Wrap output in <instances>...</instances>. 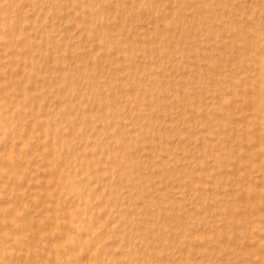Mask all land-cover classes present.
I'll return each mask as SVG.
<instances>
[{"label":"bare ground","instance_id":"6f19581e","mask_svg":"<svg viewBox=\"0 0 264 264\" xmlns=\"http://www.w3.org/2000/svg\"><path fill=\"white\" fill-rule=\"evenodd\" d=\"M26 1H27V3H30L33 0H26ZM47 1H49L50 3H54L57 1L58 4L61 3L59 5H62V3L67 4V0H43L42 2L45 3ZM87 1H88V4L90 5L89 7L90 8L92 7V9H94L95 13L98 14V17H100L101 20L104 21L106 29L111 31V32L115 31L117 34H121V39L126 43L127 47L133 48L132 51L135 52V54H141L144 51V48H142L143 46L137 47L138 46L137 44H139L141 46V44L143 43L144 40H148L149 38L151 39L152 33L157 31V37L153 41L155 43L156 42L157 43L162 42V43L166 44L165 46L169 49V52H171L170 54H174V56L172 58L176 59L178 61V63L176 65H173V66H171V65L170 66H164V65H166V64H164L163 66L165 69L162 70V73H159L158 75L156 74L158 76L157 80H158L159 86L160 85L163 86L162 89H159L158 94L154 95L153 93H151L154 90L155 91L158 90V88H159V87H157L158 85L152 86L153 89H151V92H149V93H146V92L142 93L141 92L139 101H141V103H140L141 105L142 104L144 105V106H141L143 108H139L140 106L137 108V107H135L136 106L135 105L134 107L137 108L135 111H131L132 109L131 110L126 109L127 111L124 110L122 108L123 105L121 107L122 103H120V101L118 99L119 95H117V93L118 94L124 93L123 91H124V88H126V87H124L125 85L123 86V84H121V85L118 84V85H115L116 89H114V88H113L114 90L112 89L110 97H107L106 93L101 92L102 95L97 97V99L95 100L96 106L100 105L102 107L101 115H96V114L91 115L92 114L91 113L88 116V114H87L88 118H87V116H86V118L88 120H84L83 118H81V117H84L81 115V114H83V112L80 113L79 110H76L74 108H73L74 110H72V111H70V109H69L68 114L64 113L65 119H68V117L74 118V117H77L78 115L81 116L79 118H81V120H84L82 122L85 123V125H86V128L84 130L85 133L87 134L86 137H90L92 139V147H91L90 152H89L91 154V156H90V154H89V157H86L84 155V158H85L84 163L86 164V165H84L85 168L83 170L81 169L82 171L80 173H76L74 171L73 174L71 175V176H73L76 183L79 185L80 192L79 191L75 192L76 197H78V199H77V201L72 199L73 200L72 203H74L72 205L73 208H72V206H69L68 213L72 217L70 219H73L72 221L77 222L78 225L81 227H80V230L76 231L75 233H70L69 232L70 230L64 231V234L66 235V236H64L65 242H66V240H67V242L65 244L63 243L64 245H62V246H64L66 248V250L69 251V253H68L69 257H66V258H68L67 260H69V259L71 261L73 260L76 262V264L77 263L78 264H90V262L92 264H229L230 262L228 261V259L233 254H239L242 259L245 258L247 255H251V257L254 258L255 255L252 256V254L254 252L252 251V248H251L252 247V241H251L252 236H251V234H252L253 230L255 229L254 227L256 225H259L260 227L264 226V0H166L163 2H162V0H157L158 1V2L156 1L157 4L153 3L152 5H151L150 1L138 0L139 2L138 1L136 2L139 4L138 8L136 7L137 10H135L136 12L135 11L133 12L134 14H132V16L131 15L129 16L128 15L129 13L127 14L126 12L131 9L130 4L135 2V0H123L124 7L121 6L122 10L116 9L117 7H115V4L119 0H87ZM8 2H11V1H8ZM69 2H71V1L69 0ZM77 2H80V0ZM147 2L150 4H148L149 6L146 5L148 8L147 7L145 8V3H147ZM1 3H0V5H1ZM73 3H75V2H73ZM159 3H164L163 7L162 6L160 7ZM54 4H56V3H54ZM13 5H14V3H13ZM30 5L28 6V4H27V6L24 9L29 8ZM49 6H51V5L49 4ZM49 6H47V9ZM70 6H68V7H70ZM74 6H77V5H74ZM74 6L71 7L72 10L74 9ZM83 6H81V7H83ZM37 7L39 9V10L38 9L37 10L41 11L40 8H42V7L39 8L38 5H37ZM45 8H44V10H45ZM66 9L68 10V8H66ZM66 9H64V10H66ZM148 9H150L151 11H148ZM37 10H36V12H38ZM64 10H62V12ZM160 10L164 11L165 13L160 12ZM58 12L56 14L52 15V18L57 20V22H54L55 20L52 22L55 23V24L54 23L53 24H54V26L56 25V29L58 30L57 32L60 33V35H61L62 32H67L71 28V26L73 25V24H69V22H67V21H70L71 19L74 20V18H76V17H74V18L72 17V15H74L71 13L72 11L69 12L72 15L68 14L66 11H64L63 13L60 12V14ZM159 12L161 14H159ZM13 13H14V10H13ZM27 13H29V11ZM44 13H48V11L45 10ZM8 14H9V12H8ZM21 14L23 15L24 13L21 12ZM4 15H5V13H4ZM32 15H34V14H32ZM35 15H34V17H35ZM38 15H39V13H38ZM48 15L51 16L50 14H48ZM19 16H21V15L19 14L17 16V18ZM0 17H1V15H0ZM38 17H40V16H38ZM49 18H51V17H49ZM80 18H81V16H80ZM88 18H89V16H88ZM90 18H92V17H90ZM8 19H10V18H8ZM42 19H44V18H42ZM94 19H96V18H94ZM1 20L2 19H0V21ZM19 20H20V18H19ZM79 21L81 22V20H79ZM166 21L168 24L171 23L170 27L165 26ZM10 22H11V20H10ZM42 22H44V21H42ZM23 23H26V22L24 21L21 24H23ZM27 23H28V21H27ZM75 23H77V21ZM38 24H40V23H38ZM42 24L43 23H41V25ZM53 24L51 23V25H53ZM99 24L102 25L103 23L99 22ZM29 25L30 26L32 25V27H33L32 23ZM77 25L74 26V28L77 27ZM100 25H99V27H102ZM92 26H93V23H92ZM10 27L12 28L11 25H10ZM27 27H29V26H27ZM8 28H9V25H8L7 29ZM35 28H39V27H35ZM40 28L43 29V27H41V26H40ZM0 29L3 30V28H0ZM49 30H46V32H48ZM55 30H53V31L55 32ZM18 31H19V28H18ZM18 31L16 33H18ZM54 32H53V34H54ZM81 32H79L80 35L82 34ZM86 32L88 33V29H87V31H85V33ZM106 32L109 33L108 31H105V33ZM28 33H26V34H28ZM105 33H104V35H105ZM4 34H5V32H4ZM7 34H9V33H7ZM30 34H32V33H30ZM102 34H103V31L100 35H102ZM113 34H110V35L113 36ZM38 35H40V37L42 36L41 34H38ZM38 35H37V37H38ZM64 35H67L66 38L68 37V34L64 33ZM100 35L99 34H97V36L95 35L96 36L95 38L94 37L92 38L90 36L93 40L96 41L95 43H94V41H92V43H94V47L92 46L93 48H91V47L88 48L87 47L88 44L87 45L86 44L81 45V46L77 45V47L74 46L75 47L74 52L72 53L71 56H68L70 61H66L67 62L66 64H64L65 62L61 63L60 60H62V59H60L59 60L60 63H58V64H61V65L56 66L55 65L56 61H55L54 65L56 67H54L51 64L53 62L50 61L51 62L50 63L49 60L48 61L46 60L47 62L44 63L45 64L44 71L48 72V74L50 72L49 76L50 77L52 76V79L54 78V76H53L54 72H56V74H61V75L63 74L65 76V79H66V81H65L66 84H68V83L71 84V82L76 80L75 77H77V76L80 77V75H82V79L83 78H85V79L91 78V80L94 83H96V85H98L101 81V79H99V78H100V76H102V74L104 72L102 68H104L106 65L107 66L110 65L109 59L107 62V56L109 55L108 53L110 52L108 49L111 48L107 44H106V47L103 48L104 44H103L102 40H105V38L102 39V37ZM110 35H109V38H110ZM4 36H6V35H4ZM85 36H87V35H85ZM15 37H14V39H15ZM43 37L44 36H42V38ZM56 37L53 38V41L56 39ZM83 37L81 39H83ZM117 37H119V36H117ZM61 38L63 39L62 41L65 42V40H66V39H64L65 37L64 38L61 37ZM3 40H4V38H3ZM71 40H73V39H71ZM71 40H70V42H71ZM4 41H6V38ZM4 41L2 43H4ZM46 41H48V40H46ZM62 41H61V46L58 45V47H57V48H60V51H62V49H63L62 48ZM66 41L69 42L68 39ZM86 41H89V39ZM86 41L84 40V42H86ZM111 42H112V40H111ZM28 43H30V41H28ZM28 43H26V45L22 44V45H24L23 46L24 48H25V46L27 47V50H28V47H30V45L27 46ZM44 43H45V41H44ZM65 43L63 45L64 48H65ZM115 43L113 42V44H114L113 46H116ZM144 43H145V41H144ZM155 43H154V45L157 44V43L156 44ZM38 44H40V43H38ZM70 44H73V43H70ZM50 46H51V44H50ZM122 46H119V47L121 48ZM149 46L150 45H148L147 47L149 48ZM19 47L20 46H18V48ZM39 47H40V45L38 46V48ZM46 47H47V45H46ZM70 47H72V46H70ZM150 47H153V46H150ZM163 47H161V48H163ZM158 48H159V46H158ZM2 49L4 50L3 46H2ZM19 49H21V48H19ZM34 49H35V47H34ZM23 50L24 49H22V51ZM71 50L72 49H70L69 51H71ZM129 50H130V48H129ZM13 51H16V50H13ZM148 51L150 52V50H148ZM1 52H2V54H4L2 50H1ZM33 52H35V51H33ZM36 52H38V51H36ZM113 52L116 53L115 51H113ZM119 52H120V50H119ZM119 52H118V54H119ZM149 52H147V53H149ZM54 53H52V54H54ZM67 53L69 54L70 52H67ZM42 54H44V53L42 52ZM59 54H60V52H59ZM97 54L100 56V57H98V59L100 58L99 64H101L100 65L101 68L100 69L98 68V70L97 69L94 70L93 66L91 64L92 63L91 58H93V61H94L95 60L94 57ZM131 54H132V52H131ZM131 54H130V57H131ZM164 54H165V52H164ZM113 55H115V54H113ZM120 55H122V54H120ZM147 55H148V62H149L150 58H152V57L149 58V54H147ZM2 56H0V57H2ZM82 56L84 58H86L87 60L88 59H91V60H88V61L83 60L82 61L80 59ZM27 57H29L27 59H30V61H32L33 63L35 61L38 63L37 58H35L31 54H30V56L28 55ZM108 57H110V56H108ZM112 57H114V56H112ZM123 57H125V55ZM136 57H137V55H136ZM141 57H143V55L140 56L139 58L137 57L139 59V61L142 59ZM11 58H13V57H11ZM16 58H17V56H16ZM76 58L80 59L79 61H77L78 63L74 62ZM156 58H157L156 61H158V63H159V61H162V59L161 60L158 59V56L157 57L155 56V59ZM4 59L5 58L3 57V60ZM14 59H15V57H14ZM24 59L25 58H23V60ZM52 59H50V60H52ZM111 59H113V58H111ZM124 59H126V58H124ZM3 60H0L1 61V63H0V87H2V88H3L4 84L7 83V81H6L7 78L8 77L11 78L12 76H14L13 75L14 70L10 66V62L8 61L9 58H8V60L7 59L4 61ZM41 60H42V58H41ZM63 60H65V59H63ZM66 60H67V58H66ZM151 60H153V59H151ZM113 61H114V59H113ZM132 61H134V60L132 59ZM144 61H145V59H143L142 62H144ZM20 62H19V64H20ZM24 62H23V64H24ZM153 62H155V60ZM40 63L38 64L39 66H37V67H42V66H40ZM132 63L134 64V62H132ZM146 63H144V64H146ZM116 64H117V62H116ZM133 64H131V65H133ZM93 65H95V63ZM22 66H24V65H22ZM32 66H31V68H32ZM112 66L116 67L117 65L115 66V64H114ZM128 66H129V64H128ZM16 67H14V68H16ZM114 67L111 68V70L115 69ZM133 67H136V66H133ZM148 67H149V65H148ZM107 68H109V66ZM42 69H43V67H42ZM120 69H121V67H120ZM135 69H136V72H138L137 67ZM141 69L143 71V68H141ZM148 69H146V70H148ZM22 70L24 71L23 68H22ZM115 70H117V69H115ZM155 70H157V72H158V69H155ZM29 71L27 73H29ZM33 71H35V70H33ZM85 71H87L89 73H85ZM95 71H98L99 74H97ZM119 71H122V70H119ZM119 71H117V72H119ZM126 71H128V70H126ZM45 72H43V73L45 74ZM131 72H133V71L131 70ZM150 72H151V70H150ZM43 73H42V75H43ZM116 74H114V75L119 77L121 75V72H120V74H118V73H116ZM134 74H136V73H134ZM140 74H142V73H139V76H140ZM143 74H145V73H143ZM146 75H144V76H146ZM15 76H17V75H15ZM30 76L32 77V75H30ZM103 76H105V78H106L107 75L103 74ZM22 77L23 76H21L20 78H22ZM134 77H137V76H134ZM152 77L154 80V76H152ZM152 77H150V79ZM85 79H84V81H85ZM102 79H104V78H102ZM26 80H28V79H26ZM108 80H109V78L107 79V81ZM145 80H147L146 77H145ZM22 81H24V80H22ZM81 81H83V80H81ZM130 81H133V80H130ZM4 82H6V83H4ZM48 82H49V80H48ZM61 82H62V84L64 83V81H61ZM104 82H106V81H104ZM75 83H77V82H75ZM123 83H124V80H123ZM131 83L132 84H129V85L133 88L134 83L133 82H131ZM40 84H41V81H40ZM62 84H60V85H62ZM135 84H137V83H135ZM37 85H39V84L36 83L35 81H33V83L31 84L30 92H29L30 94L27 93L29 95H32L31 97H33V98H35L34 90H37ZM54 85H56V84H54ZM58 85L59 84H57V86ZM75 85H76V88H75L76 89L75 90L76 95L77 96L79 95V98L83 101L87 100L88 95H89V93L87 92L88 90L86 91L85 87H83V85L79 82ZM96 85H95V87H96ZM141 85L143 86V85H145V83H143ZM11 87L13 89V86H11ZM11 87H10V90H11ZM27 87H30V86H27ZM95 87H94V90L96 89ZM131 87H129V88H131ZM136 87H138V86H136ZM17 88L19 89V87H17ZM51 88H52V86H51ZM139 89L140 88L138 87L137 91ZM7 90H8V88H7ZM20 90L25 91V88H23V86H22L20 88ZM42 92H43V90H42ZM36 93H39V91H37ZM135 93H137V92H135ZM27 94H26V96H27ZM139 94H140V92H139ZM124 95H125V93H124ZM56 97H57V95H56ZM122 97H123V95H122ZM124 97H126V96H124ZM61 98H63V97H61ZM124 99H126V98H124ZM130 99L131 98L129 97L128 100H130ZM1 100H0V102H1ZM132 100H135V97H134V99L132 98ZM137 100H138V98L136 99V102H137ZM54 101H55V99H54ZM66 101H68V100H66ZM44 102H45V100H44ZM60 102H62V101H60ZM60 102H59V104H60ZM126 102L128 103V101H126ZM26 103H28V102H26ZM131 103H133V102H130V104ZM59 104H57V105L60 106ZM137 104H138V102H137ZM45 105L46 104H44V106ZM62 105H64V104H62ZM83 105H82V107H83ZM87 105H88V103H87ZM94 105H95V103H94ZM62 107H64V106H62ZM128 107H130V106H128ZM14 108H16V107L14 106ZM31 108H32V106H31ZM39 108H41V106L38 104L37 109L39 110ZM52 108H50V110ZM130 108H128V109H130ZM12 109H13V107H12ZM54 109H56V107H54ZM58 109H60V108H58ZM1 110H0V112H1ZM6 111H8V110L6 109ZM6 111H5V113H7ZM95 111L96 110H94V112ZM8 112L10 114L11 109ZM112 112H116V113L120 112L122 114L121 118H123V119H121L122 121L121 120L119 121L118 118H117V120L119 122H116V120L114 121L113 119H109V120L105 121L106 119H108L109 114ZM38 113L37 114L34 113V114L38 115ZM120 113L118 115H121ZM46 115L49 117L51 115V113L47 112ZM8 116L11 118V114ZM3 120H4V118H3ZM39 120H41V119H39ZM45 120H47V119H45ZM9 121L5 122V123H9ZM24 121H26V120H24ZM19 122L21 123V121H19ZM49 123H52V122H48V124ZM65 124L67 125V123H65ZM5 125H7V124H5ZM45 126H46V124H45ZM24 127H25V132L23 133V140L20 142L22 144L26 145L27 147H32L34 152L35 151L37 152L39 150L38 147H41V151H42V148L44 145L42 142L45 139V136H43V134L41 133L42 131L41 132H35L36 127L34 126V124L32 125L31 122H30V124H28ZM55 128L58 129L57 127H55ZM97 128H99L100 131L102 129L107 130L110 138H113V133L116 132L117 135L115 134V136H118V141L110 139V138L103 140L102 137L99 136V135H102L103 133L100 134L101 133L100 132L99 135H97V133H96ZM22 129H19V130L21 131ZM80 130H81V127H80ZM75 132H77V131H75ZM5 133H6V131H5ZM56 133H58L57 130H56ZM71 133L72 132H70V135H71ZM79 133L82 134V132H79ZM105 133L107 134V132H105ZM52 134H54V133H52ZM73 134H75V133H73ZM70 135H69V139H70ZM11 136L9 135V139ZM31 136H33L32 140L30 139ZM185 136H187V140H189L188 144L187 143L185 144L184 142H182V139L185 138ZM57 137L59 138V142H63V137L61 135L57 136ZM77 138H78V136H77ZM52 139H53V137L51 138V140ZM32 141H35L34 145H32L33 144ZM47 141L49 142L50 140H47ZM2 142H3V140H2ZM67 143H69V142L67 141ZM5 144H6V142H5ZM18 144H19V142H18ZM22 144H19V145L22 147L23 146ZM12 145H13V143H11V146ZM45 145H44V147H45ZM26 146H24V147H26ZM5 148H7V147H5ZM74 148H75V146H74ZM54 149H55V147H54ZM82 149L83 148L81 147V150ZM11 150H13V149H11ZM51 150H53V147ZM5 151L0 152V154L4 153ZM60 151H61V149H60ZM25 152H26V150H25ZM21 154L22 153H18L17 155L19 157H16L17 159L11 160V165H16V167L18 166V167L24 168L30 164L31 159H26V157L23 158V156ZM33 154L34 153H32V155ZM46 154H47V152H46ZM93 154H97L96 157L98 159L97 158L93 159ZM200 154H203L205 156V160H203L204 162H203L202 166L199 167V164H198V167L195 168L193 165L190 164V162L196 160L195 161V163H196L198 160V156ZM32 155H31V158H32ZM12 157H14V156H11L10 159ZM29 158H30V156H29ZM35 159H37V157ZM46 159H47V157H46ZM68 159H70V158H68ZM109 159L111 162V171L108 170V173L106 172L107 173L106 174L104 171L105 169L103 167H101L102 165H100L99 170L96 169L95 163H98V162L103 160L102 162L105 164L108 162ZM57 160H59V159H57ZM8 161H9V159H8ZM4 162H6V161H3V163ZM3 163H2V165H3ZM59 163H60V160H59ZM73 164H75V163H73ZM37 165H38V163H37ZM40 166H41V164H40ZM97 166H99V165H97ZM47 167H49V166H47ZM47 167H46V169H47ZM4 168H6V167H4ZM4 168H2V170ZM13 168H14V166H13ZM30 168H32V171H33V168H35V167L32 166ZM49 168H51V167H49ZM113 168H119L118 170L120 172H118V173L116 172L118 174V177L116 176L117 174H115V176H114V174L112 172ZM42 169H43V164H42ZM60 169H62V168H60ZM176 169H178V171H176ZM7 170H8V168H7ZM9 170H10L11 174H13V173L17 174V173H15L14 170H13L14 172L12 171V167H10ZM52 170H54V169H52ZM29 171H31V170L29 169ZM29 171H28V173H29ZM39 171H37V172H39ZM98 171H101V172L98 173ZM0 172H2V171H0ZM20 172L21 171L19 170V174L22 173V172L21 173ZM41 173H43V172H41ZM60 173L58 172V174H60ZM89 173L91 174V176H92V174L94 176L99 175V177H97V178H99L100 181H101V179H106L107 181L103 180V182H101V184L99 183L100 185L98 184L97 187H95V185L92 186V185L83 183V181H84L83 180V174H89ZM29 175H30V173H29ZM62 175L63 174H61V176ZM17 176L18 175H16L15 178H17ZM20 176H18V177H20ZM94 176H93V179H94ZM124 176H126L128 178V179H126V181L125 180L123 181ZM5 177H6V175H5ZM5 177H3V179ZM58 177L60 178L59 175H58ZM39 178H37V179H39ZM45 178H43V180ZM47 178H52V177H47ZM57 178H55V179H57ZM8 179L10 180V178H8ZM29 179H31V178H29ZM6 180H7V178H6ZM129 180H130V183H127ZM25 181H26L25 183L23 182L25 185L22 183L23 187H25V188H23V187L22 188H23V191H24V189H26L28 192L29 187L31 186L29 184L30 181L26 180V179H25ZM33 181H35V180H33ZM50 181L48 180L47 182H50ZM71 181H69V183ZM5 183H6V185H8L7 184L8 182H5ZM91 183H93V180ZM115 183H117V184H115ZM2 184H1V186H2ZM34 184H35V182H34ZM46 184H48V183H45V185ZM56 186L58 187V185H56ZM2 187H4V185ZM6 188H10V187L6 186ZM33 190H36V189H33ZM72 190L74 191V189H72ZM2 191H4L6 194L5 190H2ZM33 192L34 191H32L31 193H33ZM42 192H44V191H42ZM45 192L47 193V191H45ZM28 194H29V192H28ZM58 194H60V193H58ZM12 195L13 194H11V196ZM181 195H184V197L180 198L179 196H181ZM9 196L7 195V197H9ZM48 196H50V195H48ZM20 197H19V199H20ZM39 197H40V195H39ZM39 197L36 198L34 196V197H32V199H30V200H33L32 204L34 206L38 205L39 203H42V204L44 203L43 200L45 198L42 197V199H40ZM70 197H74V196L70 195ZM124 198H126V200H124ZM7 201L8 200H6V202ZM9 201H11V200L9 199ZM180 202H182V203H180ZM10 203H9V205H10ZM55 203H57V202H55ZM63 203L64 202H62V204ZM17 204H19V203H17ZM42 204L40 205L41 207H42ZM49 204H52V203H49ZM5 205H7V204H5ZM22 205H26V204L23 202ZM33 205H31V206H33ZM40 206H38V207H40ZM15 207H16V209L19 210V211H17V212H19V214L22 212V213L27 215L29 213V211L31 210L30 209L31 207H29V206L28 207L27 206L21 207L20 204H19V207L15 204ZM15 207L13 205V209H15ZM43 207L45 208V206H43ZM49 208H50V206H49ZM2 209H3V207L1 208V210ZM30 215H32V213ZM21 216H22V214H21ZM30 218H31V216H30ZM50 219H51V217H50ZM26 220H24V221H26ZM31 220L33 221V219H31ZM66 220H68V219H66ZM1 221H2V219H1ZM37 221H38V219H37ZM34 222H36V221H34ZM56 223H58V222H56ZM67 223H69V222H67ZM43 225L45 226L46 224H43ZM53 225H57V224H53ZM75 225H76V223H75ZM70 227H72V226H70ZM24 228L25 227L23 226V229ZM63 228H65V227H63ZM33 230H34V227H33ZM52 231H55V230H52ZM52 231L50 233H52ZM36 232H37V230H36ZM39 233H40L41 237L44 235V234L42 235L41 232H39ZM27 234H28V232H27ZM46 234H47V232H46ZM261 234H262V232H261ZM15 235L16 234H14V236ZM17 235L19 238V234H17ZM40 235H39V237H40ZM16 236H15V238H16ZM24 237L25 236H23V238ZM27 237H28V235H27ZM27 237H25V238H27ZM36 237H38V236H36ZM59 237H57V239ZM260 238H261V235H260ZM9 239H10V237H9ZM261 240H262V238H261ZM261 240H259L258 242H260ZM57 242L59 243L58 245L61 246V239H59ZM21 243H23V242H21ZM34 243H35V240H34ZM37 243L38 242L36 240V244ZM53 245H55V243H53ZM53 245H50V246L53 247ZM14 246H15V244H14ZM5 248H6V246H5ZM15 249H17V248H15ZM21 249H23V248H21ZM32 249L33 248L30 247L29 252H31ZM45 249H46V247H45ZM47 249H48V247H47ZM49 249H53V248H49ZM12 250H13V248H12ZM18 250H20V249H18ZM261 250H262V248H261ZM25 251L24 252L20 251L14 257L10 258L8 264H29V263H27V259H26L27 254L25 253ZM38 253H40V252H38ZM50 253L51 252H49V254ZM41 254H42V252H41ZM42 255L44 256V254H42ZM256 256L259 257V256H262V254L261 255L257 254ZM3 257H4V255H3ZM263 257H264V255H263ZM35 258H36V256H35ZM230 258L233 259L232 257H230ZM262 258H261V260H262ZM4 259H6V258H4ZM32 259H33V257H32ZM235 259H237V258H235ZM28 260H30V259H28ZM247 261H249V260H247ZM251 261H250V263H251ZM34 262H35V260H34ZM41 262H43V261L40 260L39 263H41ZM256 262H257V260H256ZM247 264H249V263H247Z\"/></svg>","mask_w":264,"mask_h":264},{"label":"rangeland","instance_id":"374dc122","mask_svg":"<svg viewBox=\"0 0 264 264\" xmlns=\"http://www.w3.org/2000/svg\"><path fill=\"white\" fill-rule=\"evenodd\" d=\"M8 1H11V2H8ZM18 1V2H17ZM23 1V2H22ZM34 1V2H33ZM32 2H30V3H27V1L26 0H0V3H1V5H0V15H1V17H0V19H2L1 21H0V28H3V30L2 29H0V38L2 39H0V49L3 51V53L5 54H2V52H1V50H0V56H2V57H0V60H3V57L5 58L4 60H8V58H9V62H10V66L13 68V72L15 73H13V75L15 76V75H17V76H12L11 78H7V83L6 82H4V83H6V84H4V86H3V88L2 87H0V100H1V102H0V108L2 109H0L1 110V112H0V122L2 123H0V152H3V151H5L4 153H1L0 154V171H2V172H0V264H8L9 263V259L10 258H12V257H14L17 253H19L20 251L21 252H24L25 250V253L27 254V256H26V259H27V263H31V264H38L39 262H40V260L41 261H43V262H41V263H39V264H76V262L75 261H71L70 259L69 260H67L68 258H66V257H69V251L68 250H66V248L64 247V246H62V245H64L66 242H67V240H66V242H65V237L64 236H66L65 234H64V231H69L70 233H75L76 231H78V230H80V227L81 226H79L78 225V223L77 222H74V221H72L73 219H70V218H72L70 215H69V213H68V208H69V206H72L74 203H72L73 202V200H75V201H77V199H78V197H76V194H75V192L76 191H79L80 192V187H79V185L76 183V181L74 180V178H73V176H71L72 174H73V172L75 171L76 173H80L84 168H85V166L84 165H86L85 163H84V155L86 156V157H89V152H90V149H91V147H92V139L90 138V137H86L87 136V134L85 133V128H86V125H85V123H83L82 121H84V120H88L87 118H88V116L91 114V115H94V114H96V115H101V112H102V107L100 106V105H97L96 106V102H95V100L97 99V97H99V96H101L102 95V93L101 92H104V93H106V96L107 97H110L111 96V91H112V89L114 88V89H116V86L115 85H118V84H123V86L124 87H126V88H124V93H125V95H124V93H120V94H118L117 93V95H119V97H118V99H119V101H120V103H122L121 104V107H122V105H123V109L124 110H131V111H135L139 106V108H143V107H141V106H144L143 104L141 105L140 103H141V101H139V98H140V95H141V92L143 93V92H146V93H149V92H151V89H153L152 88V86H154V85H158L157 87H159L158 88V92L157 91H152L151 93H153L154 95H156V94H158L159 93V89H162V87L163 86H159V83H158V74L159 73H162V70L163 69H165L164 68V66H173V65H176L177 63H178V61L176 60V59H174V58H172L173 56H174V54H170L171 52H169V49L165 46L166 44H164V43H162V42H160V43H155L153 40H155V38L157 37V31H155V32H153L152 33V36H151V39L149 38L148 40H144L145 41V43H144V41H143V43L141 44V46L139 45V44H137L138 46L137 47H142V48H144V51H143V53H141V54H135V52H133L132 51V49L133 48H131V47H127V45H126V43L121 39V34H117L115 31L114 32H111V31H109V30H107L106 29V27H105V24H104V21L103 20H101V18L100 17H98V14L97 13H95V11H94V9H92V7L90 8L89 6V4H88V1L87 0H80V2H77V1H79V0H70L71 2H69V0H67V4H65V3H62V5H59V4H61V3H57V1L56 2H54V3H56V4H54V3H50L49 1H47V2H45V3H43L42 1L43 0H33ZM138 0H135V2H133L132 4H130V6H131V9L129 10V11H127L126 13L130 16H132V14H134L133 12L135 11V10H137V8H138V3H136ZM146 1V0H145ZM147 1H150L151 2V5L153 4V3H156L157 4V0H147ZM157 1V2H156ZM163 1H166V0H162V2ZM7 2V3H6ZM14 3V5H13V3ZM17 2V3H16ZM73 2H75V3H73ZM139 2V1H138ZM12 5H11V4ZM24 5H23V4ZM35 3V4H34ZM48 3V4H47ZM79 3V4H78ZM85 3V4H84ZM27 4H28V6L30 5V7L29 8H26V9H24L26 6H27ZM40 4V5H39ZM42 4V5H41ZM49 4L51 5V6H49ZM81 4V5H80ZM120 4V5H119ZM148 4H150V3H145V8L147 7V6H149ZM163 4L164 3H159V5H160V7L162 6L163 7ZM21 5V6H20ZM23 5V6H22ZM37 5L39 6V8L40 7H42V8H40V10L41 11H38L39 9H38V7H37ZM71 5V6H70ZM74 5H77V6H74ZM84 5V6H83ZM86 5V6H85ZM88 5V6H87ZM137 5V6H136ZM147 5V6H146ZM14 6V7H13ZM47 6H49L48 7V9H47ZM68 6H70V7H68ZM72 6H74V9L72 10ZM81 6H83V7H81ZM121 6H123L124 7V2H123V0H119L116 4H115V7H117L116 9H121L122 10V7ZM135 8H134V7ZM22 7V8H21ZM46 7V8H45ZM56 7V8H55ZM76 7V8H75ZM80 7V8H79ZM137 7V8H136ZM11 8V9H10ZM18 8V9H17ZM33 8V9H32ZM44 8H45V10L46 11H48V13H44L45 12V10H44ZM55 8V9H54ZM66 8H68V10L66 9ZM133 8V9H132ZM141 8V7H140ZM148 8V7H147ZM24 9V10H23ZM29 9V10H28ZM38 9V10H37ZM43 9V10H42ZM64 9H66V10H64ZM81 9V10H80ZM7 10V11H6ZM11 10V11H10ZM13 10H14V13H13ZM23 12L24 14L22 15L21 14V12ZM32 10V11H31ZM35 10V11H34ZM36 10L38 11V12H36ZM56 12H55V11ZM62 10H64V11H66L68 14H74V15H72V17L74 18V17H76V18H74V20L73 19H71L70 21H67V22H69V24H73L72 26H71V28L67 31V32H62V34L60 35V33H58L57 31V29H56V25L54 26V22H57V20H55V19H53L52 18V15L53 14H56L58 11V13L60 14V12L61 13H63L62 12ZM72 12H71V11ZM80 10V11H79ZM93 10V11H92ZM132 10V11H131ZM3 11V12H2ZM16 11V12H15ZM29 11V13H27ZM76 13H74V12ZM131 11V12H130ZM148 11H151L150 9H148ZM8 12H9V14H8ZM12 12V13H11ZM36 12V13H35ZM69 12H71V13H69ZM136 12V11H135ZM160 12H162V13H165L164 11H162V10H160ZM159 12V14H161ZM3 13V14H2ZM4 13H5V15H4ZM38 13H39V15H38ZM78 13V14H77ZM21 15V16H19L18 18H17V16L18 15ZM30 14V15H29ZM32 14H36L35 15V17H34V15H32ZM46 14V15H45ZM48 14H50L51 16H49ZM82 14V15H81ZM88 14V15H87ZM97 14V15H96ZM9 17H8V16ZM12 17H11V16ZM42 15V16H41ZM49 17H51V18H49ZM164 15V14H163ZM3 16V17H2ZM33 16V17H32ZM38 16H40V17H38ZM80 16H81V18H80ZM88 16H89V18H88ZM90 17H92V18H90ZM8 18H10V19H8ZM17 18V19H16ZM19 18H20V20H19ZM31 18V19H30ZM41 18V19H40ZM42 18H44V19H42ZM84 18V19H83ZM87 18V19H86ZM94 18H96V19H94ZM133 18V17H132ZM160 18V17H159ZM15 19V20H14ZM51 19V20H50ZM53 19V20H52ZM98 19V20H97ZM161 19V18H160ZM10 20H11V22H10ZM14 20V21H13ZM35 22H34V21ZM55 20V21H54ZM79 20H81V22L79 21ZM101 20V21H100ZM17 23H16V22ZM20 21V22H19ZM26 22V23H23V24H21L22 22ZM27 21H28V23H27ZM33 21V22H32ZM42 21H44V22H42ZM52 21H54V22H52ZM74 21V22H73ZM77 21V23H75ZM79 21V22H78ZM2 22V23H1ZM10 22V23H9ZM14 22V23H13ZM33 24V27H32V25L30 26L29 24H31V23ZM37 22V23H36ZM48 22V23H47ZM88 22V23H87ZM93 23V26H92V23ZM99 22L100 23H103L102 25H100L99 24ZM13 23V24H12ZM19 23V24H18ZM38 23H40V24H38ZM41 23H43L42 25H41ZM45 23V24H44ZM51 23L53 24V25H51ZM75 23V24H74ZM81 23V24H80ZM91 23V24H90ZM9 25V30L7 29V27H8V25ZM18 24V25H17ZM48 24V25H47ZM79 26H78V25ZM85 24V25H84ZM92 26H90V25ZM100 26H102V27H99V25ZM171 24V23H170ZM170 24H168L167 23V21H166V23H165V26H168V27H170ZM7 25V26H6ZM10 25L12 26V28L10 27ZM23 25V26H22ZM77 25V27H75L74 28V26H76ZM6 26V27H5ZM22 26V27H21ZM27 26H29V27H27ZM40 26L41 27H43V29L42 28H40ZM45 26V27H44ZM84 26V27H83ZM104 26V27H103ZM24 27V28H23ZM35 27H39V28H35ZM49 27V28H48ZM52 27V28H51ZM81 27V28H80ZM99 27V28H98ZM16 28V29H15ZM18 28H19V31H18ZM93 28V29H92ZM98 28V29H97ZM101 28V29H100ZM12 29V30H11ZM14 29V30H13ZM33 29V30H32ZM51 31H50V30ZM56 29V30H55ZM77 29V30H76ZM84 29V30H83ZM87 29H88V33L86 34L85 33V31H87ZM95 29V30H94ZM101 31H100V30ZM31 30V31H30ZM45 30V31H44ZM46 30H49L48 32H46ZM53 30H55V32L53 31ZM74 30V31H73ZM76 30V31H75ZM108 31L109 33H105V31ZM2 31V32H1ZM10 31V32H9ZM13 31V32H12ZM18 31V33H16ZM34 33H33V32ZM82 31V32H81ZM93 31V32H92ZM102 31H103V34L102 35H100L101 33H102ZM4 32H5V34H4ZM12 32V33H11ZM29 32V33H28ZM37 32V33H36ZM53 32H54V34H53ZM79 32H81L82 34L80 35L79 34ZM100 32V33H99ZM7 33H9V34H7ZM26 33H28V34H26ZM30 33H32V34H30ZM45 35H44V34ZM64 33L65 34H68V37L66 38V36L67 35H64ZM75 33V34H74ZM93 33V34H92ZM104 33H105V35H104ZM114 33V34H113ZM6 35V36H4V35ZM18 36H17V35ZM35 36H34V35ZM38 34H41L42 36H44L43 38H42V36L40 37V35H38ZM56 34V35H55ZM59 34V35H58ZM97 34H99L101 37H102V39L103 38H105V40H102V42H103V44H104V46H103V48L104 47H106V44L109 46V47H111V48H109L108 50L110 51L108 54V56H110V57H108L107 56V62H108V59H109V63H110V65H108L109 66V68H107L108 66L106 65L104 68H102L103 69V71L106 73H104L103 72V74L104 75H107L106 76V78H105V76H103V74H102V76H100V78L99 79H101V81H100V83L98 84V85H96V83H94L92 80H91V78L90 79H85V78H83L82 79V75H80V77L79 76H77V77H75V81H73V82H71V84L70 83H68V84H66V79H65V76L62 74H56V72H54L53 73V76H54V78L52 79V76L50 77L49 76V74H50V72H49V74H48V72H45L44 71V68H45V62H47L48 60H49V62L51 61V62H53V63H51L52 64V66H54V67H56L57 65L59 66V65H61V64H58V63H60V61H61V63H64V64H66L67 62L66 61H70V59L68 58V56H71L72 55V53L74 52V49H75V47H77V45L78 46H81V45H87V47L89 48V47H91V48H93L94 47V43L96 42L95 40H93L92 38L94 37H96L97 36ZM110 34H113V36L112 35H110ZM116 34V35H115ZM3 35V36H2ZM37 35H38V37H37ZM53 37H52V36ZM58 35V36H57ZM85 35H87V36H85ZM96 35V36H95ZM105 37H104V36ZM109 35H110V38H109ZM16 36V37H15ZM24 36V37H23ZM57 36V37H56ZM77 38H76V37ZM81 36V37H80ZM84 36V37H83ZM90 38H89V37ZM117 36H119V37H117ZM4 38V40H5V38H6V41H4L3 40V38ZM14 37H15V39H14ZM28 39H27V38ZM34 37V38H33ZM40 37V38H39ZM50 37V38H49ZM56 37V41L54 40L53 41V38H55ZM61 37H65L64 39H68L69 40V42H70V40L71 39H73V40H71V42L70 43H73V44H70L69 42H67L66 40H65V42H63L62 40V38ZM80 37V38H79ZM83 37V39L86 41V40H88L89 39V41H86V42H84V40L83 39H81ZM87 37V38H86ZM114 37V38H113ZM117 37V38H116ZM154 37V38H153ZM17 38V39H16ZM47 38V39H46ZM61 38V39H60ZM75 38V39H74ZM86 38V39H85ZM112 38V39H111ZM9 39V40H8ZM37 39V40H36ZM109 39V40H108ZM117 39V40H116ZM32 40V41H31ZM39 40V41H38ZM46 40H48V41H46ZM51 40V41H50ZM77 40V41H76ZM82 40V41H81ZM107 40V41H106ZM111 40H112V42H111ZM115 40V41H114ZM151 40V41H150ZM4 41V43H2ZM28 41H30V43H28ZM38 41V42H37ZM43 41V42H42ZM44 41H45V43H44ZM59 41V42H58ZM61 41H62V51H60V48H57L58 47V45L59 46H61ZM92 41H94V43H92ZM148 41V42H147ZM6 42V43H5ZM58 42V43H57ZM75 42V43H74ZM89 42V43H88ZM113 42L115 43V45L116 46H113L114 44H113ZM153 42V43H152ZM9 43V44H8ZM14 43V44H13ZM26 43H28L27 44V46H29L30 45V47H28V50H27V47L25 46V48L23 47L24 45H26ZM38 43H40V44H38ZM42 43V44H41ZM55 43V44H54ZM64 43H65V48L63 47V45H64ZM92 43V44H91ZM123 45H121V44ZM154 43L156 44V45H154ZM22 44H24V45H22ZM50 44H51V46H50ZM11 45V46H10ZM14 45V46H13ZM40 45V47L38 48V46ZM46 45H47V47H46ZM148 45H150V46H153V47H150L149 46V48L147 47ZM164 47H163V46ZM2 46H3V48H4V50L2 49ZM18 46H20L19 48H21V49H19L18 48ZM22 46V47H21ZM55 48H54V47ZM70 46H72V47H70ZM75 46V47H74ZM93 46V47H92ZM119 46H122L121 48L119 47ZM158 46H159V48H158ZM10 47V48H9ZM17 47V48H16ZM34 47H35V49H34ZM161 47H163V48H161ZM12 48V49H11ZM30 48V49H29ZM38 48V49H37ZM45 48V49H44ZM72 49L71 51H69L70 49ZM116 48V49H115ZM120 48V49H119ZM129 48H130V50H129ZM166 50H165V49ZM22 49H24L23 51H22ZM40 49V50H39ZM115 49V50H114ZM127 49V50H126ZM150 50V52L148 51V50ZM153 49V50H152ZM13 50H16V51H13ZM119 50H120V52H119ZM123 50V51H122ZM147 50V51H146ZM10 51V52H9ZM33 51H35V52H33ZM36 51H38V52H36ZM55 53H54V52ZM65 51V52H64ZM113 51H115L116 53H114ZM162 51V52H161ZM30 52V53H29ZM42 52L44 53V54H42ZM46 52V53H45ZM59 52H60V54H59ZM67 52H70L69 54L67 53ZM118 52H119V54H118ZM130 52V53H129ZM131 52H132V54H131ZM147 52H149V53H147ZM164 52H165V54H164ZM168 52V53H167ZM29 53V54H28ZM34 53V54H33ZM36 53V54H35ZM52 53H54V54H52ZM111 53V54H110ZM157 53V54H156ZM163 53V54H162ZM7 54V55H6ZM30 54L32 55V56H34L35 58H37V61H38V63L35 61L34 63L32 62V61H30V59H27V58H29V57H27L28 55L30 56ZM43 56H42V55ZM53 56H52V55ZM68 54V55H67ZM113 54H115V55H113ZM117 54V55H116ZM120 54H122V55H120ZM125 55V57H123L124 55ZM127 54V55H126ZM130 54H131V57H130ZM147 54H149V58L150 57H152V58H150V60H149V62H148V55ZM155 54V55H154ZM159 54V55H158ZM170 56H169V55ZM9 55V56H8ZM22 55V56H21ZM47 55V56H46ZM52 57H51V56ZM120 55V56H119ZM134 55V56H133ZM136 55H137V57L139 58L140 56H142L143 55V57H141L140 59V61H139V59L136 57ZM151 55V56H150ZM8 56V57H7ZM16 56H17V58H16ZM19 56V57H18ZM37 56V57H36ZM40 56V57H39ZM42 56V57H41ZM112 56H114V57H112ZM117 56V57H116ZM155 56L157 57L158 56V59H162V61H159V63H158V61H156L157 60V58L155 59ZM168 58H167V57ZM179 56V55H178ZM11 57H13V58H11ZM14 57H15V59H14ZM21 57V58H20ZM50 57V58H49ZM98 57H100L98 54L94 57V61H93V58H91L92 59V66H93V69L94 70H98V68L100 69L101 67H100V65L101 64H99L100 63V58L98 59ZM123 57V58H122ZM136 57V58H135ZM2 58V59H1ZM23 58H25L24 60H23ZM41 58H42V60H41ZM53 58V59H52ZM66 58H67V60H66ZM80 58V57H79ZM111 58H113L114 59V61H113V59H111ZM118 58V59H117ZM124 58H126V59H124ZM147 58V59H146ZM172 58V59H171ZM50 59H52V60H50ZM60 59H62V60H60ZM63 59H65V60H63ZM78 58H76L75 59V61L74 62H77V61H79L80 59L83 61H88V60H91V59H86V58H84L83 56L80 58V59H78ZM97 59V60H96ZM120 59V60H119ZM123 59V60H122ZM132 59L134 60V61H132ZM143 59H145V61L144 62H142L143 61ZM151 59H153V60H151ZM3 60V61H4ZM29 60V61H28ZM47 60V61H46ZM60 60V61H59ZM129 60V61H128ZM137 60V61H136ZM155 60V62H153ZM16 61V62H15ZM21 61V62H20ZM24 62V64H23V62ZM41 63H40V62ZM55 61H56V64H55ZM63 61V62H62ZM81 61V62H82ZM134 62V64L132 63V62ZM151 61V62H150ZM164 61V62H163ZM177 61V62H176ZM19 62H20V64H19ZM32 62V63H31ZM116 62H117V64H116ZM119 62V63H118ZM122 62V63H121ZM139 62V63H138ZM147 62V63H146ZM0 63H1V61H0ZM31 63V64H30ZM37 63V64H36ZM40 63V66H42L43 67V69H42V67H37V66H39L38 64ZM78 63V62H77ZM84 63V62H83ZM95 63V65H93ZM124 63V64H123ZM144 63H146V64H144ZM150 63V64H149ZM13 64V65H12ZM17 64V65H16ZM19 64V65H18ZM44 64V65H43ZM56 66H55V65ZM115 64V66L117 67H114V66H112V65H114ZM119 64V65H118ZM123 64V65H122ZM128 64H129V66H128ZM131 64H133V65H131ZM144 66H142V65ZM164 64H166V65H164ZM17 67H16V66ZM22 65H24V66H22ZM34 67H33V66ZM148 65H149V67H148ZM164 65V66H163ZM16 67V68H14V67ZM31 66H32V68H31ZM98 66V67H97ZM112 66V67H111ZM133 66H136L137 67V71L138 72H136V67H133ZM152 66V67H151ZM21 67V68H20ZM96 67V68H95ZM115 68V69H117V70H115V69H113V70H111V68ZM120 67H121V69H120ZM18 68V69H17ZM20 68V69H19ZM22 68L24 69V71L22 70ZM37 68V69H36ZM141 68H143V71H142V69ZM148 69V70H146V69ZM151 68V69H150ZM154 68V69H153ZM106 69V70H105ZM133 71V72H131V70ZM135 69V70H134ZM154 71H153V70ZM155 69H158V72H157V70H155ZM30 70V71H29ZM33 70H35V71H33ZM119 70H122V71H119ZM126 70H128V71H126ZM130 70V71H129ZM146 70V71H145ZM150 70H151V72H150ZM29 71V73H27ZM112 71V72H111ZM117 71H119V72H117ZM140 71V72H139ZM142 71V72H141ZM149 71V72H148ZM153 71V72H152ZM23 72V73H22ZM43 72H45V74L43 73ZM97 74H99V72L98 71H95ZM108 72V73H107ZM120 72H121V77L119 76H115L114 74H116V73H118V74H120ZM124 72V73H123ZM127 72V73H126ZM147 72V73H146ZM22 75H21V74ZM42 73H43V75H42ZM85 73H89V72H87V71H85ZM123 73V74H122ZM132 75H131V74ZM134 73H136V74H134ZM139 73H142V74H140V76H139ZM143 73H145V74H143ZM153 73V74H152ZM29 74V75H28ZM39 74V75H38ZM55 74V75H54ZM129 74V75H128ZM147 74V75H146ZM157 74V75H156ZM29 77H28V76ZM30 75H32V77L30 76ZM59 75V76H58ZM114 75V76H113ZM117 75V74H116ZM144 75H146V76H144ZM21 76H23L22 78H20ZM125 76V77H124ZM133 78H132V77ZM134 76H137V77H134ZM140 78H139V77ZM144 76V77H143ZM148 76V77H147ZM152 76H154V80H153V77ZM157 76V77H156ZM14 77V78H13ZM36 77V78H35ZM39 77V78H38ZM49 77V78H48ZM128 77V78H127ZM145 77H146V79L147 80H145ZM150 77H152L151 79H150ZM156 77V78H155ZM13 78V79H12ZM33 78V79H32ZM41 78V79H40ZM43 78V79H42ZM57 78V79H56ZM64 78V79H63ZM102 78H104V79H102ZM109 78V82L107 81V79ZM117 78V79H116ZM132 78V79H131ZM144 78V79H143ZM24 80V81H22V80ZM26 79H28V80H26ZM35 79V80H34ZM84 79H85V81H84ZM124 80V83H123V80ZM135 79V80H134ZM48 80H49V82H48ZM81 80H83V81H81ZM127 80V81H126ZM130 80H133V81H130ZM138 80V81H137ZM153 80V81H152ZM28 81V82H27ZM33 81H35L36 83H38L39 85H37V90H34V94H35V98H33V97H31L32 95H29L30 93V89H31V84L33 83ZM38 81V82H37ZM40 81H41V84H40ZM47 81V82H46ZM60 81V82H59ZM61 81H64V83L62 84V82ZM90 81V82H89ZM104 81H106V82H104ZM118 81V82H117ZM120 81V82H119ZM136 81V82H135ZM143 81V82H142ZM145 81V82H144ZM15 84H14V83ZM24 82V83H23ZM75 82H79V83H81L82 85H83V87H85V90L89 93V95H88V99L87 100H85V101H83V100H81L80 98H79V95L77 96L76 95V85L75 84H77V83H75ZM88 82V83H87ZM116 82V83H115ZM131 82H133L134 84H133V88L129 85V84H132ZM142 82V83H141ZM147 82V83H146ZM23 83V84H22ZM26 83V84H25ZM28 83V84H27ZM56 84V85H54V84ZM107 83V84H106ZM112 83V84H111ZM128 83V84H127ZM135 83H137V84H135ZM141 83V84H143V83H145V85H139V84ZM152 83V84H151ZM53 84V85H52ZM57 84H59L58 86H57ZM60 84H62V85H60ZM70 84V85H69ZM147 84V85H146ZM10 85V86H9ZM21 85V86H20ZM85 85V86H84ZM94 85V86H93ZM95 85H96V87H95ZM109 85V86H108ZM112 85V86H111ZM149 85V86H148ZM11 86H13V89H12V87ZM23 86V88H25V91L23 90H20V88ZM27 86H30V87H27ZM51 86H52V88H51ZM136 86H138L140 89L137 91V88L138 87H136ZM151 86V87H150ZM167 86V85H166ZM10 87H11V90H10ZM17 87H19V89L17 88ZM51 89H50V88ZM90 87V88H89ZM94 87L96 88L95 90H94ZM106 87V88H105ZM129 87H131V88H129ZM161 87V88H160ZM7 88H8V90H7ZM29 88V89H28ZM40 88V89H39ZM49 88V89H48ZM100 88V89H99ZM129 88V89H128ZM146 88V89H145ZM39 89V90H38ZM46 89V90H45ZM49 91H48V90ZM109 89V90H108ZM113 89V90H114ZM3 90V91H2ZM42 90H43V92H42ZM70 90V91H69ZM132 90V91H131ZM135 90V91H134ZM141 90V91H140ZM143 90V91H142ZM21 91V92H20ZM37 91H39V93H36ZM67 91V92H66ZM69 91V92H68ZM73 91V92H72ZM100 91V92H99ZM5 94H4V93ZM8 92V93H7ZM66 92V93H65ZM133 92V93H132ZM135 92H137V93H135ZM139 92H140V94H139ZM27 93H29V94H27ZM50 93V94H49ZM64 93V94H63ZM68 93V94H67ZM95 93V94H94ZM101 93V94H100ZM135 93V94H134ZM3 94V95H2ZM10 94V95H9ZM24 94V95H23ZM26 94H27V96H26ZM40 96H39V95ZM46 94V95H45ZM128 94V95H127ZM131 94V95H130ZM162 94V93H161ZM16 95V96H15ZM23 95V96H22ZM29 95V96H28ZM37 95V96H36ZM56 95H57V97H56ZM66 95V96H65ZM76 95V96H75ZM122 95H123V97L124 96H126V97H124V98H126V99H124L123 97H122ZM137 95V96H136ZM11 96V97H10ZM39 96V97H38ZM49 96V97H48ZM51 96V97H50ZM71 96V97H70ZM94 96V97H93ZM133 96V97H132ZM19 97V98H18ZM46 97V98H45ZM61 97H63V98H61ZM77 97V98H76ZM129 97L131 98L130 100H128L129 99ZM134 97H135V100H132V98L134 99ZM33 98V99H32ZM50 98V99H49ZM128 98V99H127ZM138 98V100H137V102H138V104H137V102H136V99ZM7 99V100H6ZM47 99V100H46ZM54 99H55V101H54ZM124 99V100H123ZM44 100H45V102H44ZM66 100H68V101H66ZM70 100V101H69ZM3 101V102H2ZM12 101V102H11ZM39 101V102H38ZM54 101V102H53ZM60 101H62V102H60ZM123 101V102H122ZM126 101H128V103L126 102ZM9 102V103H8ZM11 102V103H10ZM26 102H28V103H26ZM59 102H60V104H59ZM130 102H133V103H131L130 104ZM136 102V103H135ZM16 103V104H15ZM18 103V104H17ZM24 105H23V104ZM31 103V104H30ZM41 106V108H39V110L37 109V107H38V104ZM42 103V104H41ZM46 104L45 106H44V104ZM59 104L60 106H58L57 104ZM64 104V105H62V104ZM76 103V104H75ZM87 103H88V105H87ZM94 103H95V105H94ZM9 104V105H8ZM23 106H22V105ZM85 106H84V105ZM129 104V105H128ZM6 105V106H5ZM18 105V106H17ZM22 107H21V106ZM48 105V106H47ZM51 105V106H50ZM64 106V107H62V106ZM70 105V106H69ZM82 105H83V107H82ZM91 105V106H90ZM94 105V106H93ZM133 105V106H132ZM136 105V106H135ZM2 106V107H1ZM9 106V107H8ZM14 106L16 107V108H14ZM25 106V107H24ZM31 106H32V108H31ZM81 106V107H80ZM104 106V105H103ZM128 106H130V107H128ZM137 107V108H135V107ZM9 111L10 109H11V118L8 116V115H10L9 114V112L8 111H6V109ZM12 107H13V109H12ZM24 107V108H23ZM47 107V108H46ZM52 108L51 110H50V108ZM54 107H56V109H54ZM62 107V108H61ZM89 107V108H88ZM94 109H93V108ZM97 107V108H96ZM31 108V109H30ZM58 108H60V109H58ZM76 109V110H79L80 111V113L81 112H83V114H81L82 116H84V117H81V116H77V117H74V118H69L68 117V119H65L64 118V113L65 114H68L69 113V109H70V111H72V110H74V109ZM91 108V109H90ZM96 108V109H95ZM128 108H130V109H128ZM4 109V110H3ZM64 109V110H63ZM66 109V110H65ZM82 109V110H81ZM134 109V110H133ZM14 110V111H13ZM31 110V111H30ZM46 110V111H45ZM58 110V111H57ZM63 110V111H62ZM93 110V111H92ZM94 110H96L95 112H94ZM126 110V111H127ZM5 111L7 112V113H5ZM30 111V112H29ZM52 111V112H51ZM38 113V115H36V114H34V113ZM47 112H50L51 113V115L48 117L46 114H47ZM46 113V114H45ZM54 113V114H53ZM120 113V112H119ZM119 113H116V112H112V113H110L109 114V117H108V119H106L105 121H107V120H109V119H113L114 121L116 120V122H119L121 119H123V118H121L122 117V114L121 115H118ZM40 114V115H39ZM53 114V115H52ZM87 114H88V116H87ZM112 114V115H111ZM4 115V116H3ZM86 116H87V118H86ZM140 116V115H139ZM28 117V118H27ZM48 117V118H47ZM55 117V118H54ZM57 117V118H56ZM79 117H81V118H83L84 120H81V118H79ZM112 117V118H111ZM3 118H4V120H3ZM8 120H7V119ZM16 118V119H15ZM33 120H32V119ZM117 118H118V120H117ZM31 119V120H30ZM39 119H41V120H39ZM45 119H47V120H45ZM52 119V120H51ZM56 119V120H55ZM10 120V121H9ZM24 120H26V121H24ZM38 120V121H37ZM63 120V121H62ZM9 121V123H5V122H8ZM15 121V122H14ZM18 121V122H17ZM19 121H21V123L19 122ZM77 121V122H76ZM80 121V122H79ZM122 121V120H121ZM30 122H31V124L33 125L34 124V126L36 127V130H35V132H41L42 134H43V136H45V139H44V141L42 142L44 145H45V147H44V145H43V148H42V151H41V147H38V151L36 152H34V150L32 149V147H27L26 145H24V144H22L20 141H22L23 140V133L25 132V127L24 126H26V125H28V124H30ZM35 122V123H34ZM48 122H52V123H49L48 124ZM63 122V123H62ZM16 123V124H15ZM24 123V124H23ZM38 123V124H37ZM65 123H67V125L65 124ZM78 123V124H77ZM82 123V124H81ZM5 124H7V125H5ZM10 124V125H9ZM14 124V125H13ZM26 124V125H25ZM45 124H46V126H45ZM53 124V125H52ZM2 125V126H1ZM13 125V126H12ZM11 126V127H10ZM59 126V127H58ZM4 127V128H3ZM23 129H22V128ZM55 127H57L58 129H56ZM80 127H81V130H80ZM2 128V129H1ZM41 128V129H40ZM46 128V129H45ZM60 128V129H59ZM76 128V129H75ZM84 128V129H83ZM19 129H22L21 131L19 130ZM54 129V130H53ZM65 129V130H64ZM193 129V128H192ZM191 129V130H192ZM15 132H14V131ZM56 130H57V132L58 133H56ZM62 130V131H61ZM5 131H6V133L8 134H6L5 133ZM10 131V132H9ZM75 131H77V132H75ZM2 132V133H1ZM12 132V133H11ZM70 132H72L71 133V135H70ZM79 132H82V134L81 133H79ZM101 132V133H100ZM105 132H107V134L105 133ZM16 135H15V134ZM22 133V134H21ZM47 133V134H46ZM52 133H54V134H52ZM73 133H75V134H73ZM96 133H97V135H99V133L100 134H102V135H99V136H101L102 137V139L103 140H106V139H109L110 137H109V134H108V131L107 130H105V129H102L101 131L99 130V128H97L96 129ZM64 136H63V135ZM115 134H116V132L115 133H113V138H110V139H113V140H116V141H118V136H115ZM9 135L11 136L10 137V139H9ZM62 136L63 137V142H59V138L57 137V136ZM69 135H70V139H69ZM117 135V134H116ZM3 136V137H2ZM20 136V137H19ZM74 136V137H73ZM77 136H78V138H77ZM106 136V137H105ZM18 137V138H17ZM32 137L33 136H31V140H32ZM48 137V138H47ZM53 137V139L51 140V138ZM13 138V139H12ZM105 138V139H104ZM6 141H5V140ZM184 139V140H183ZM182 139V142H184L185 144L187 143H189V140H187V136H185V138H183ZM2 140H3V142H2ZM18 140V141H17ZM30 140V141H31ZM47 140H50L49 142L47 141ZM73 140V141H72ZM76 140V141H75ZM86 140V141H85ZM6 142V144H5V142ZM12 141V142H11ZM15 141V142H14ZM52 141V142H51ZM67 141L69 142V143H67ZM72 141V142H71ZM18 142H19V144H22L23 146L21 147L19 144H18ZM34 142L35 141H32V145H34ZM75 142V143H74ZM84 142V143H83ZM11 143H13V145L11 146ZM71 143V144H70ZM83 143V144H82ZM60 144V145H59ZM16 146V147H15ZM24 146H26V147H24ZM66 146V147H65ZM74 146H75V148H74ZM187 146V145H186ZM5 147H7V148H5ZM12 147V148H11ZM52 147H53V150H51L52 149ZM54 147H55V149H54ZM81 147L83 148L82 150H81ZM3 148V149H2ZM10 148V149H9ZM18 148V149H17ZM20 148V149H19ZM2 149V150H1ZM11 149H13V150H11ZM57 149V150H56ZM60 149H61V151H60ZM80 149V150H79ZM11 150V151H10ZM19 150V151H18ZM22 150V151H21ZM25 150H26V152H25ZM80 152H79V151ZM85 150V151H84ZM15 151V152H14ZM47 152V154H46V152ZM54 151V152H53ZM65 151V152H64ZM78 151V152H77ZM88 151V152H87ZM8 152V153H7ZM13 154H12V153ZM28 152V153H27ZM59 152V153H58ZM18 153H22L21 155L23 156V158H25L26 157V159H31V162H30V164L27 166V167H24V168H21V167H16V165H11V160H14V159H17L16 157H19L17 154ZM32 153H34L33 155H32ZM49 153V154H48ZM58 153V154H57ZM63 153V154H62ZM76 153V154H75ZM6 156H5V155ZM10 154V155H9ZM30 154V155H29ZM47 157V159H46V157L44 156V155ZM88 154V155H87ZM25 155V156H24ZM31 155H32V158H31ZM40 155V156H39ZM54 155V156H53ZM58 155V156H57ZM83 155V156H82ZM7 158H5V157ZM11 156H14V157H12L11 159H10V157ZM29 156H30V158H29ZM39 156V157H38ZM53 156V157H52ZM90 156H91V154H90ZM97 154H93V159H96L97 157ZM37 157V159H35ZM204 157V158H203ZM68 158H70V159H68ZM8 159H9V161H8ZM55 159V160H54ZM57 159H59L60 160V163H59V160H57ZM98 159V158H97ZM101 159V158H100ZM111 159V158H110ZM110 159L108 160V162L107 163H103L102 161H100V162H98V163H95V167H96V169L97 170H99L100 169V165H102L101 167H103L104 169V171H105V173L107 172L108 173V170H110L111 171V162H110ZM201 159V160H200ZM36 160V161H35ZM62 160V161H61ZM71 160V161H70ZM77 160V161H76ZM81 160V161H80ZM199 160V161H198ZM198 160H197V162L195 163V161H191L190 162V164L191 165H193L195 168L196 167H198V164H199V167L200 166H202L203 165V160H205V156L203 155V154H200L199 156H198ZM3 161H6V162H4L3 163ZM35 161V162H34ZM39 161V162H38ZM43 161V162H42ZM68 163H67V162ZM75 161V162H74ZM38 163V165H37V163ZM2 163H3V165H2ZM10 163V164H9ZM34 165H33V164ZM55 163V164H54ZM73 163H75V164H73ZM212 163V162H211ZM8 164V165H7ZM36 164V165H35ZM40 164H41V166H40ZM42 164H43V169H42ZM54 164V165H53ZM61 164V165H60ZM10 165V166H9ZM97 165H99V166H97ZM105 165V166H104ZM107 165V166H106ZM6 167V168H4V167ZM13 166H14V168H13ZM35 167V168H33V171H32V168H30V167ZM40 166V167H39ZM47 166H49V167H51V168H49V167H47ZM62 166V167H61ZM109 166V167H108ZM10 167H12V171L14 170L15 171V173H17V174H14L12 171V173L13 174H11L10 173ZM46 167H47V169H46ZM70 167V168H69ZM87 167V166H86ZM2 168H4L3 170H2ZM7 168H8V170H7ZM20 168V169H19ZM45 168V169H44ZM60 168H62V169H60ZM18 171H17V170ZM24 169V170H23ZM29 169L31 170V171H29ZM52 169H54V170H52ZM66 169V170H65ZM68 169V170H67ZM74 169V170H73ZM78 169V170H77ZM82 169V170H81ZM119 168H113L112 169V172H113V174H114V176H115V174H117L118 172H120L119 170H118ZM19 170L22 172H20L21 174H19ZM40 170V171H39ZM50 170V171H49ZM60 170V171H59ZM28 171H29V173H30V175H29V173H28ZM37 171H39V172H37ZM48 171V172H47ZM176 171H178V169H176ZM32 172V173H31ZM41 172H43V173H41ZM58 172L60 173V174H58ZM67 172V173H66ZM101 171H98V173H100ZM117 172V173H116ZM106 173V174H107ZM6 175V177H5V175ZM36 174V175H35ZM42 174V175H41ZM60 176V178L58 177V175ZM61 174H63L62 176H61ZM10 175V176H9ZM16 175H18V176H20V177H18L17 176V178H15L16 177ZM33 175V176H32ZM41 175V176H40ZM50 175V176H49ZM37 176V177H36ZM44 176V177H43ZM93 174H92V176H91V174L89 173V174H83V183H86V184H89V185H95V187H97L98 186V184L100 183L101 184V182H103V180L104 181H107L106 179H101V181H100V179L99 178H97V177H99V175H95L94 176V179H93ZM117 177H118V174L116 175ZM3 177H5L4 179H3ZM40 177V178H39ZM47 177H52V178H46ZM59 179H58V178ZM63 177V178H62ZM85 177V178H84ZM90 179H89V178ZM6 178H7V180H6ZM8 178H10V180L8 179ZM21 180H20V179ZM29 178H31V179H29ZM37 178H39V179H37ZM43 178H45L44 180H43ZM54 178V179H53ZM55 178H57V179H55ZM72 178V179H71ZM19 179V180H18ZM25 179L26 180H31L30 181V187H29V194H28V192H27V190L26 189H24V191H23V188H25V187H23V184L26 182L25 181ZM52 179V180H51ZM65 179V180H64ZM126 179H128L126 176H124V178H123V181L125 180L126 181ZM33 180H35V181H33ZM37 180V181H36ZM42 180V181H41ZM50 181V182H47V181ZM72 180V181H71ZM92 180H93V183H91L92 182ZM4 181V182H3ZM16 181V182H15ZM19 183H18V182ZM28 181V182H29ZM39 181V182H38ZM45 181V182H44ZM69 181H71L70 183H69ZM5 182H8L7 184L8 185H6V183ZM15 182V183H14ZM24 182V183H23ZM34 182H35V184H34ZM3 183V184H2ZM14 185H13V184ZM23 183V184H22ZM40 183V184H39ZM45 183H48V184H46L45 185ZM96 183V184H95ZM127 183H130V180L127 182ZM1 184H2V186L4 185V187H2L1 186ZM17 184V185H16ZM39 184V185H38ZM99 184V185H100ZM115 184H117V183H115ZM10 185V186H9ZM25 185V184H24ZM45 185V186H44ZM56 185H58V187L56 186ZM6 186L7 187H10V188H6ZM13 186V187H12ZM33 186V187H32ZM49 188H48V187ZM52 186V187H51ZM54 186V187H53ZM56 186V187H55ZM73 186V187H72ZM23 187V188H22ZM71 187V188H70ZM4 188V189H3ZM36 189V190H33V189ZM57 188V189H56ZM15 189V190H14ZM22 189V190H21ZM61 189V190H60ZM64 189V190H63ZM72 189H74V191L72 190ZM78 189V190H77ZM2 190H5L6 191V194H5V192L4 191H2ZM34 191L33 193H31L32 191ZM41 190V191H40ZM52 190V191H51ZM8 191V192H7ZM22 193H21V192ZM42 191H44V192H42ZM45 191H47V193L45 192ZM63 191V192H62ZM12 192V193H11ZM17 192V193H16ZM36 192V193H35ZM35 193V194H34ZM41 193V194H40ZM58 193H60V194H58ZM72 193V194H71ZM4 194V195H3ZM11 194H13L12 196H11ZM28 194V195H27ZM31 194V195H30ZM43 194V195H42ZM71 196H74V197H70V195ZM7 195L10 197H7ZM17 197H16V196ZM26 195V196H25ZM39 195H40V197H39ZM48 195H50V196H48ZM15 196V197H14ZM22 198H21V197ZM36 197V198H40V199H42V197H44L43 199V201H44V203L42 204V203H39L38 205H36V206H34L32 203H33V200H30V199H32V197ZM46 196V197H45ZM66 196V197H65ZM7 199H6V198ZM19 197H20V199H19ZM59 197V198H58ZM180 198H183L184 197V195H181V196H179ZM61 198V199H60ZM9 199L11 200V201H9ZM73 199V200H72ZM6 200H8L7 202H6ZM29 200V201H28ZM53 200V201H52ZM55 200V201H54ZM60 200V201H59ZM124 200H126V198H124ZM13 201V202H12ZM28 201V202H27ZM47 201V202H46ZM49 201V202H48ZM4 202V203H3ZM11 202V203H10ZM23 202L26 204V205H22L23 204ZM55 202H57V203H55ZM62 202H64L63 204H62ZM9 203H10V205H9ZM14 203V204H13ZM17 203H19L20 204V206L21 207H23V206H29V207H31L30 209V211H29V213L26 215V214H24V213H20L19 214V212H17V211H19L18 209H16V207H15V204L19 207V204H17ZM46 203V204H45ZM49 203H52V204H49ZM55 203V204H54ZM70 203V204H69ZM72 203V204H71ZM180 203H182V202H180ZM5 204H7V205H5ZM14 205V207H15V209H13V205ZM33 205V206H31V205ZM42 204V207L40 206ZM54 204V205H53ZM60 204V205H59ZM65 204V205H64ZM48 205V206H47ZM57 205V206H56ZM6 208H5V207ZM38 206H40V207H38ZM43 206H45V208L43 207ZM47 206V207H46ZM49 206H50V208H49ZM67 206V207H66ZM3 207V209L1 210V208ZM56 207V208H55ZM58 207V208H57ZM48 208V209H47ZM72 208H73V206H72ZM41 209V210H40ZM66 209V210H65ZM38 210V211H37ZM45 211V212H44ZM50 211V212H49ZM64 211V212H63ZM32 213V215H30L31 213ZM34 212V213H33ZM49 212V213H48ZM43 215H42V214ZM68 213V214H67ZM21 214H22V216H21ZM55 214V215H54ZM67 214V215H66ZM29 216V217H28ZM30 216H31V218H30ZM35 216V217H34ZM47 216V217H46ZM69 218H68V217ZM14 217V218H13ZM27 219H25V218ZM33 217V218H32ZM43 217V218H42ZM50 217H51V219H50ZM13 218V219H12ZM31 220V219H33V221L31 220H29V219ZM46 218V219H45ZM1 219H2V221H1ZM37 219H38V221H37ZM53 219V220H52ZM66 219H68V220H66ZM24 220H26V221H24ZM41 220V221H40ZM45 220V221H44ZM52 220V221H51ZM56 222H58V223H56ZM64 220V221H63ZM28 221V222H27ZM31 223H30V222ZM34 221H36V222H34ZM48 223H47V222ZM71 221V222H70ZM52 222V223H51ZM55 222V223H54ZM60 222V223H59ZM67 222H69V223H67ZM24 223V224H23ZM29 223V224H28ZM37 225H36V224ZM46 224L45 226L43 225V224ZM75 223H76V225H75ZM35 224V225H34ZM49 224V225H48ZM53 224H57V225H53ZM60 224V225H59ZM67 224V225H66ZM10 228H9V227ZM23 226L25 227L24 229H23ZM28 226V227H27ZM44 226V227H43ZM50 226V227H49ZM52 226V227H51ZM69 226V227H68ZM70 226H72V227H70ZM33 227H34V230L36 229L37 230V232H36V230L34 231L33 230ZM56 227V228H55ZM63 227H65V228H63ZM18 228V229H17ZM51 228V229H50ZM83 228V227H82ZM255 229L253 230V232H252V234H251V241H252V251L254 252L253 254H252V256L253 255H255L254 256V258L253 257H251V255H247L245 258H241V256L239 255V254H233V255H231L230 257H232L233 259H231L230 257H229V259H228V261L230 262L229 264H247V263H249V264H264V257H263V255H264V226H262V227H260L259 225H256L255 227H254ZM13 229V230H12ZM30 229V230H29ZM261 229V230H260ZM13 232H12V231ZM26 230V231H25ZM41 230V231H40ZM52 230H55V231H52ZM256 230V231H255ZM41 232V234L43 235L42 237H41V235H40V233L39 232ZM52 231V233H50ZM72 231V232H71ZM6 232V233H5ZM27 232H28V234H27ZM30 232V233H29ZM32 232V233H31ZM44 232V233H43ZM46 232H47V234H46ZM259 232V233H258ZM261 232H262V234H261ZM11 235H10V234ZM26 235H25V234ZM9 234V235H8ZM14 234H19V238H18V235L16 236V238H15V236H14ZM257 234V235H256ZM259 234V235H258ZM2 235V236H1ZM27 235H28V237H27ZM33 235V236H32ZM39 235H40V237H39ZM48 235V236H47ZM58 235V236H57ZM260 235H261V238H262V240H261V238H260ZM23 236H25V237H27V238H23ZM30 236V237H29ZM36 236H38V237H36ZM61 238H60V237ZM69 236V235H68ZM5 237V238H4ZM9 237H10V239H9ZM12 237V238H11ZM53 237V238H52ZM57 237H59L58 239H57ZM15 238V239H14ZM23 238V239H22ZM68 238V237H67ZM253 238V239H252ZM6 239V240H5ZM8 239V240H7ZM22 239V240H21ZM26 239V240H25ZM59 239H61V246H59L58 244V240ZM5 240V241H4ZM12 240V241H11ZM34 240H35V243H34ZM36 240H37V244H36ZM40 240V241H39ZM49 240V241H48ZM259 240H261L260 242H258ZM16 241V242H15ZM27 241V242H26ZM32 241V242H31ZM21 242H23V243H21ZM263 242V243H262ZM15 244V246H14V244ZM17 243V244H16ZM34 243V244H33ZM53 243H55V245H53ZM64 243V244H63ZM262 243V244H261ZM261 244V245H260ZM28 247H27V246ZM34 245V246H33ZM50 245H53V247H51ZM5 246H6V248H5ZM21 246V247H20ZM26 246V247H25ZM58 246V247H57ZM30 247H32L33 249L31 250V252H29L30 251ZM45 247H46V249H45ZM47 247H48V249H47ZM255 247V248H254ZM12 248H13V250H12ZM15 248H17V249H15ZM21 248H23V249H21ZM39 248V249H38ZM42 248V249H41ZM49 248H53V249H49ZM59 250H58V249ZM261 248H262V250H261ZM18 249H20V250H18ZM34 250V251H33ZM42 250V251H41ZM66 250V251H65ZM259 250V251H258ZM33 251V252H32ZM40 252V253H38V252ZM61 251V252H60ZM29 252V253H28ZM41 252H42V254H44V256L41 254ZM49 252H51L50 254H49ZM59 254H58V253ZM64 252V253H63ZM66 252V253H65ZM261 252V253H260ZM53 253V254H52ZM8 254V255H7ZM67 254V255H66ZM257 254H259V255H261L262 254V256H259V257H257L256 255ZM3 255H4V257H3ZM34 255V256H33ZM42 255V256H41ZM48 255V256H47ZM63 255V256H62ZM239 255V256H238ZM35 256H36V258H35ZM3 257V258H2ZM32 257H33V259H32ZM38 257V258H37ZM43 257V258H42ZM249 257V258H248ZM262 258V260H261V258ZM4 258H6V259H4ZM66 258V259H65ZM235 258H237V259H235ZM253 258V259H252ZM28 259H30V260H28ZM61 259V260H60ZM245 259V260H244ZM8 260V261H7ZM32 260V261H31ZM34 260H35V262H34ZM239 260V261H238ZM247 260H249V261H247ZM252 260V261H251ZM256 260H257V262H256ZM66 261V262H65ZM234 261V262H233ZM250 261H251V263H250ZM38 262V263H37ZM254 262V263H253ZM78 264V263H77ZM90 264H92L91 262H90Z\"/></svg>","mask_w":264,"mask_h":264}]
</instances>
